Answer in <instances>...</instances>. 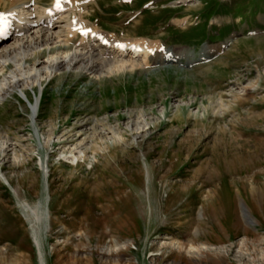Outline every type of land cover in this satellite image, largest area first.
I'll list each match as a JSON object with an SVG mask.
<instances>
[{"label":"rangeland","instance_id":"obj_1","mask_svg":"<svg viewBox=\"0 0 264 264\" xmlns=\"http://www.w3.org/2000/svg\"><path fill=\"white\" fill-rule=\"evenodd\" d=\"M98 1L114 41L185 51L0 102V264H264V0ZM25 203L49 209L41 248Z\"/></svg>","mask_w":264,"mask_h":264},{"label":"bare ground","instance_id":"obj_2","mask_svg":"<svg viewBox=\"0 0 264 264\" xmlns=\"http://www.w3.org/2000/svg\"><path fill=\"white\" fill-rule=\"evenodd\" d=\"M62 1L63 8L58 9L53 6L54 0H51L48 5H42L45 0H0V6H3L0 14L12 17L11 24L17 27L11 35L0 41V102L16 89L22 95H26L23 90L25 87L34 84L40 86L43 79L61 78L68 73L77 77L89 75L96 79L104 74L103 72L134 70L143 63H149L150 60L172 62L181 57L184 52L179 49L164 52L160 50V55L157 57L151 54L153 51L148 50V46L141 45L139 41V43L113 41L105 34L103 35L97 27H90L87 24L90 18L88 13L90 4L93 2L98 4V0ZM79 24L82 25V29H86V33L78 36L76 26ZM132 46L134 49L129 50ZM208 58L210 55L204 53L197 60ZM38 107L37 99L31 105L33 121H35ZM101 133L99 137L103 140L105 136ZM89 134L87 133L88 138L92 137L93 134L91 136ZM113 137H116L113 141L122 139L116 133ZM5 140L0 141L1 153L5 152L9 146ZM78 146L69 151V156H64L73 164L83 162L87 157L86 150L89 147L83 143ZM4 180L7 181L5 178ZM256 201L250 200L249 209L254 215L255 222L261 223L262 220L257 215L259 213L257 206L263 214V205L260 201ZM25 207L30 212L34 239L41 248V235L38 234L37 225L49 222V209L44 211L41 205L33 208L29 203H25ZM244 211L250 222L255 223L248 212Z\"/></svg>","mask_w":264,"mask_h":264},{"label":"snow or ice","instance_id":"obj_3","mask_svg":"<svg viewBox=\"0 0 264 264\" xmlns=\"http://www.w3.org/2000/svg\"><path fill=\"white\" fill-rule=\"evenodd\" d=\"M58 6H59V0H57ZM0 21H4L6 25V17H4L2 14H0Z\"/></svg>","mask_w":264,"mask_h":264}]
</instances>
